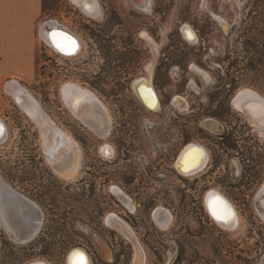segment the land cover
Listing matches in <instances>:
<instances>
[{"label":"flooded vegetation","instance_id":"obj_1","mask_svg":"<svg viewBox=\"0 0 264 264\" xmlns=\"http://www.w3.org/2000/svg\"><path fill=\"white\" fill-rule=\"evenodd\" d=\"M211 2L214 5L209 6ZM200 3L212 21L210 29L205 25L198 30L180 13L174 17L171 0H123L120 5L107 0L55 2L50 33H67L79 45L71 54L49 47L50 92L43 99L35 96L39 117L47 116L51 123L48 153L38 126L13 99V109L0 114L6 149L0 182L11 193L14 220L27 226L28 235L15 242L0 220L5 240L40 250L48 213L61 221H73L76 214L90 243L96 247L114 243L117 264L124 243L129 245L128 264H231L238 243L256 246L264 264L263 207L258 196L264 178L257 183L261 177L235 148L230 116L233 96L242 86L234 88L229 69L223 67V62L233 66L236 32L249 31L251 25L253 30L264 19V0ZM185 26H190L192 38ZM263 26L257 29L261 35ZM73 83L92 90L87 100L100 101L95 115L72 112L68 101L73 96L66 87ZM187 87L194 100L185 94ZM143 89H151L155 107L149 106ZM210 120L218 124L202 125ZM245 120L249 122L246 116ZM191 144L206 148L207 159L197 172L186 174L177 160ZM75 158L81 162L76 174L62 175L72 169ZM218 197L234 211V219L241 216L236 229L219 225L210 213L209 203ZM53 212L67 216L59 218ZM67 251V258L78 251L93 264L94 253L86 247ZM29 260L28 264L46 262L36 255Z\"/></svg>","mask_w":264,"mask_h":264},{"label":"rangeland","instance_id":"obj_2","mask_svg":"<svg viewBox=\"0 0 264 264\" xmlns=\"http://www.w3.org/2000/svg\"><path fill=\"white\" fill-rule=\"evenodd\" d=\"M107 1L112 5H120L123 2V0ZM201 1L202 0H171V12L174 14V17H176L177 13H180L181 15H183L186 21L191 23L198 30H202L203 26L205 25L210 29V26H212V21L208 18V11L203 8V4L200 3ZM43 2L45 19L42 21V24L51 19V9H53V6L55 5V2H57V0H43ZM212 5H214L213 2L209 4V6ZM65 15L66 12L63 14V16ZM63 20L66 22V20L68 19H65L63 17ZM261 21L262 22H257L258 26H255V29L253 30H251V25L249 27V31L244 30L243 32H236L237 35H234L233 37L234 42L232 48L234 57L232 62L233 66L231 67V65L226 64L227 62H223V67L225 70L227 68L229 69L228 79L230 78V80L233 81L234 88H237L239 86H242L239 89L243 87H250L264 96V35L258 33L259 31L257 30L260 29V27H262L264 24V19H262ZM244 28H247V26ZM205 38L208 39V37ZM36 41L37 56L35 64L32 68L28 69L27 72L25 71V73L23 74L24 76H21L20 83L29 89L30 93L33 95V99H35V96L43 99L45 97V94L50 92L49 82L50 80H52V63L49 61L50 57L48 56L50 53V46L42 39L41 36H38L36 38ZM97 62L98 61L96 60V58H94V64H96ZM206 68L208 69V67ZM93 69L96 70V66H94ZM44 86H47L48 88L45 89ZM5 91L3 90V88L2 90H0V92H4V94L0 95L1 115L4 113V111L13 109V101L18 105L17 101H15L16 99H14L11 94ZM236 92L232 99V105L234 109L231 113L232 116H230V120L233 121L232 123L230 122V125H232V129L234 130V133L237 136L235 138L234 144L235 148L240 152V156L245 157L246 163L248 162V158L250 160L249 163L255 168V173H257L259 177H261V179L257 181L258 183L264 178V141L259 139V137L261 139H264V127L260 126V124L248 112V110L244 106H242L240 102L234 99ZM193 93L194 92H192L190 88H186L185 94L188 96L189 100H194V96L192 95ZM19 107L21 108V106ZM21 109L23 112L27 113L23 108ZM235 109L240 111L242 114L236 111ZM245 116L250 122V124L254 127V130L257 132V135L259 137L256 136V133L252 130V127L249 125V122L245 120ZM30 118L33 120L31 116ZM36 125L38 126L37 123ZM0 127H2V132H0V172H2V170L4 169V162L1 155L3 154L2 151L6 149L4 148V144H2L3 133L5 128L3 124L0 125ZM41 138L43 147H45L44 143L46 138L45 136ZM262 186L263 185H261L259 188L258 196L260 197V204L263 207V212L261 213V216L264 219V202H262V200H264V189ZM255 187L256 186H254V188H251L253 189L251 194L253 193ZM251 204L253 205V202ZM53 214H57V217L59 218H64V216H60V214H64L67 216L65 212H53ZM79 214L81 215V213ZM250 215L252 216L253 214L251 213ZM47 218L49 219V222H47L48 228L46 231H44L47 236L43 237V239L41 240L40 250L36 248L34 250H30L31 248H34V246L30 244L20 245L17 244L18 242L13 243L7 241L3 238V234L0 233V264H28L29 262H31V260H29V257H31L32 255H36L42 259H45L46 263L48 264H68L67 250H69L70 247L77 245H82L83 247H86L90 252L94 253L92 255L93 264H117V262L115 261L114 243H107L108 246L106 247L108 248V250H110V257L109 259H103V245L100 244L97 246L100 249V253L102 254L101 256L96 245L90 243L88 236H86L80 230V228L82 227L80 223V221L82 220L81 217H78L76 216V214H74V217L72 216L73 221H61L60 219H57L56 217L52 216V212H49ZM52 220L54 222H62L64 226L62 228L60 227V225L54 227L53 222H51ZM242 221L243 220L241 218V222ZM68 222H71V224H69ZM49 225H52V227H50ZM4 229L7 232V229L5 227ZM229 229L232 230L233 228L231 229L229 227ZM0 232L2 231L0 230ZM86 239L89 241L88 243H86ZM247 241L249 242L250 240L248 239ZM36 247H39L38 244H36ZM254 249H256V246H253L252 244H235L231 256V264H262L261 259L259 258L260 255L258 254L259 251L257 250L256 253ZM121 251L123 253V256L121 258V264H128L130 258L129 245L124 243L121 246ZM238 251H240V253H238ZM256 258L259 259L256 260Z\"/></svg>","mask_w":264,"mask_h":264},{"label":"bare ground","instance_id":"obj_3","mask_svg":"<svg viewBox=\"0 0 264 264\" xmlns=\"http://www.w3.org/2000/svg\"><path fill=\"white\" fill-rule=\"evenodd\" d=\"M59 24V23H58ZM54 26V25H53ZM59 26V25H58ZM186 28H183L184 32L186 33L187 36H189V33H191V37H192V30L190 28V26H185ZM60 28V27H59ZM66 29V28H64ZM62 30V29H61ZM44 31V27L41 29L40 32V36L42 37V39L50 46H55L52 43L51 40V36L49 37V39L47 38V35L45 34L46 32ZM72 32V31H71ZM78 39V38H77ZM81 40V39H80ZM81 42V41H80ZM79 45V44H77ZM79 47V46H78ZM79 50V49H78ZM56 52V51H55ZM61 54V53H60ZM145 83V82H144ZM5 90L11 94L14 99H16L15 101H17V103H19V105L21 106V108H23L27 113H31L32 111H36L37 113V117H34L32 114H30L31 116H33V120L38 124L39 126V130H40V134L41 137L45 136V143H44V150L46 153H48L49 150V146H50V134H51V123H50V119L47 116H41L39 117V115H41V111H40V107L38 105V100L33 99V95L30 93L29 89L24 86L23 84H21L19 81L16 80H10L8 82L5 83ZM83 86V85H82ZM80 84L77 83H73L72 85H68V87H66L67 89L71 90V95L73 96L72 99H70L68 101V106L70 107V109L72 110L73 113L80 115L81 117L85 116V114L89 113L90 116L95 115V110L96 108H99L98 106V99L97 97L95 98V101H97L95 103V101H90L87 100L85 96L87 95H92L93 93H91L90 88L88 90L87 88L82 87ZM64 87V85H63ZM65 88V89H66ZM66 89V90H67ZM94 92V91H93ZM94 96V95H93ZM63 97V95H62ZM156 99V98H155ZM235 100H237L238 102H240L242 104V106H244L248 112L254 117V119L260 124V126L264 127V103H261L262 101H264V96L262 94H260L259 92H257L255 89H252L250 87H243L241 89H239L236 92V95L234 97ZM65 103V101H64ZM102 103H100L101 105ZM103 105V104H102ZM243 107V108H244ZM107 111V110H106ZM105 112V111H104ZM108 112V111H107ZM102 114V113H100ZM49 119V120H48ZM91 121V120H90ZM97 121V120H96ZM111 121V120H110ZM92 122H94L92 120ZM97 123V122H96ZM3 124V120L0 117V125ZM95 124V123H94ZM218 124L216 121L214 120H210V121H204V126H206V128H211L213 125ZM100 125V124H99ZM4 126V124H3ZM97 126V125H96ZM58 127V126H57ZM94 127V125H93ZM111 127V126H110ZM5 128V126H4ZM104 130V129H103ZM213 130V129H212ZM63 131V129H62ZM65 131V130H64ZM63 131V132H64ZM2 132V131H0ZM67 132V131H66ZM262 132V131H261ZM106 133V132H105ZM260 133V132H259ZM69 134V132L67 133ZM262 134V133H261ZM2 135V134H1ZM71 134H69L70 136ZM106 135V134H105ZM72 136V135H71ZM73 137V136H72ZM71 138V137H70ZM63 139V138H62ZM72 143V142H71ZM70 143V144H71ZM65 144V143H64ZM197 144V143H196ZM68 145V144H67ZM205 147V146H204ZM183 149V148H182ZM196 149H199L200 151H196ZM206 149V148H205ZM203 147L201 146H197V145H188L186 147V149L183 151V153L181 154V156L179 157V159L177 160V166L180 167V169L184 172H186V174L189 173H194L197 172L196 169L202 167L204 165V163H206V159H207V153ZM61 150V149H60ZM67 150V149H65ZM69 151V149H68ZM62 152V151H61ZM65 152V151H64ZM70 152V151H69ZM77 152V151H76ZM68 153V152H65ZM73 153V152H72ZM71 153V154H72ZM78 153V152H77ZM74 154V153H73ZM63 155V154H62ZM61 155V156H62ZM65 155V154H64ZM63 155V156H64ZM60 156V157H61ZM59 157V158H60ZM46 158V157H45ZM58 158V159H59ZM81 158V156H80ZM49 159V158H48ZM55 159H53L54 161ZM81 160V159H80ZM176 160V159H175ZM48 162V161H47ZM78 162V158L74 159L73 162V167L72 169L70 168V170H68L67 172H64L62 175L66 176V177H73L79 165ZM67 164V163H66ZM71 165V163H70ZM69 165V167H70ZM61 166V165H60ZM67 167V166H66ZM80 168V167H79ZM52 169V168H51ZM53 170V169H52ZM63 170V169H62ZM55 171V170H53ZM59 171V170H58ZM66 171V170H65ZM181 172V171H180ZM61 173V172H60ZM58 175V174H57ZM193 176V175H192ZM76 177V176H75ZM3 179V178H2ZM70 180V179H69ZM5 181V180H3ZM11 186V184H9ZM9 187V186H8ZM14 187V186H13ZM263 189H264V183H263ZM6 187L4 186V184H1L0 182V220L2 225L7 229V232L9 233V235L11 236V238H13L16 242H21L24 241L28 238L27 233H24V230L27 228V226L23 227L21 226V222L17 223L16 221L18 219H16V221L14 220L13 217V213L15 214V212H13L14 208H13V203H12V197L6 192L7 189H5ZM10 188V187H9ZM12 189V188H11ZM211 191V190H210ZM215 191V190H214ZM264 191V190H263ZM16 192V191H15ZM13 193V192H12ZM213 193V192H212ZM261 193V192H260ZM22 194V193H21ZM211 194V193H209ZM26 196V195H25ZM214 196V195H213ZM18 197V196H17ZM28 197V196H27ZM207 197V196H206ZM20 198V197H19ZM29 199V198H28ZM207 199V198H206ZM209 200V198H208ZM30 201V200H29ZM205 201V200H204ZM262 202H264V200H262ZM207 203V201H206ZM232 204V203H231ZM35 205V204H34ZM38 205V204H37ZM264 205V204H263ZM18 208V207H17ZM33 208V207H32ZM207 208V207H206ZM234 208V206H233ZM19 209V208H18ZM29 209V208H27ZM36 210V208H34ZM16 210V209H15ZM209 210V209H208ZM235 210V208H234ZM40 211V210H39ZM237 211V210H236ZM25 212V211H24ZM36 212V211H35ZM17 213V212H16ZM28 213V212H27ZM37 213V212H36ZM211 213V212H210ZM40 214V213H39ZM169 214V213H168ZM25 216V215H24ZM43 216V214H42ZM170 216V215H169ZM168 216V218H169ZM25 218V217H24ZM43 219V217H42ZM215 219V218H214ZM171 220V218H170ZM169 220V221H170ZM217 220V219H216ZM108 221V220H107ZM168 221V220H167ZM217 222L222 225L223 227L227 228L230 227L231 229L239 226L240 222H241V218L240 215L237 214L236 215V219H232L229 220L228 222H224V221H219L217 220ZM166 223V222H165ZM168 223V222H167ZM166 223V224H167ZM26 225V224H25ZM40 227V226H39ZM24 228V229H23ZM236 229V228H235ZM27 230V229H26ZM27 232V231H26ZM29 233V231H28ZM31 235V234H30ZM136 235V234H135ZM34 236V235H33ZM32 236V237H33ZM102 253L103 256L105 258L109 257V250L107 249V247L103 246L102 247ZM77 252V251H76ZM81 253V252H80ZM85 256V255H84ZM86 257V256H85ZM73 254L69 255V257L67 258V263L68 264H73ZM87 259V264H91V260L88 257H86ZM46 263V262H45ZM48 264V263H46Z\"/></svg>","mask_w":264,"mask_h":264},{"label":"crops","instance_id":"obj_4","mask_svg":"<svg viewBox=\"0 0 264 264\" xmlns=\"http://www.w3.org/2000/svg\"><path fill=\"white\" fill-rule=\"evenodd\" d=\"M44 19L43 0H0V90L34 66Z\"/></svg>","mask_w":264,"mask_h":264},{"label":"snow or ice","instance_id":"obj_5","mask_svg":"<svg viewBox=\"0 0 264 264\" xmlns=\"http://www.w3.org/2000/svg\"><path fill=\"white\" fill-rule=\"evenodd\" d=\"M50 36L53 44L58 50L65 52L66 54H71L73 51H75L77 42L67 33L52 31L50 33ZM189 38H192L191 33H189ZM142 94L145 96V99L149 103V106L155 107V98L151 89H143ZM261 103H264V101H262ZM0 131H2V127H0ZM196 151L200 150L196 149ZM209 209L212 215L219 221L228 222L229 220L235 218L234 211L227 204V202L223 200V198L218 197L215 200H211L209 203ZM73 257V264H87V259L83 253H80L78 251L74 252Z\"/></svg>","mask_w":264,"mask_h":264},{"label":"water","instance_id":"obj_6","mask_svg":"<svg viewBox=\"0 0 264 264\" xmlns=\"http://www.w3.org/2000/svg\"><path fill=\"white\" fill-rule=\"evenodd\" d=\"M43 27H44V31L43 32H46L45 34L47 35V38L49 39V37H50V29H49L50 28V20H48L47 22H44L41 25L40 29H42ZM18 105H19V103H18ZM27 114H28L29 117L31 116L30 114H32L34 117H37V113H36L35 110L32 111L30 114L29 113H27ZM33 116H31V117H33ZM202 125L204 126V121H202ZM32 264H46V263L43 262V261H38V262H33Z\"/></svg>","mask_w":264,"mask_h":264}]
</instances>
